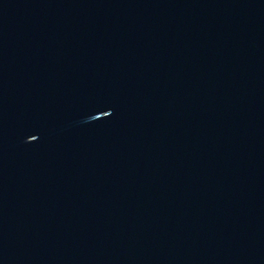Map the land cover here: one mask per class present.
<instances>
[{"label":"water","instance_id":"water-1","mask_svg":"<svg viewBox=\"0 0 264 264\" xmlns=\"http://www.w3.org/2000/svg\"><path fill=\"white\" fill-rule=\"evenodd\" d=\"M0 264H264V0H0Z\"/></svg>","mask_w":264,"mask_h":264}]
</instances>
